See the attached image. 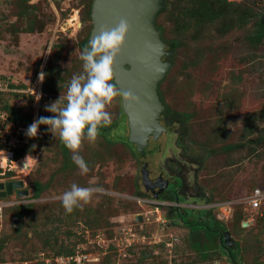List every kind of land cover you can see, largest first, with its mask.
I'll return each mask as SVG.
<instances>
[{
	"label": "rangeland",
	"instance_id": "obj_1",
	"mask_svg": "<svg viewBox=\"0 0 264 264\" xmlns=\"http://www.w3.org/2000/svg\"><path fill=\"white\" fill-rule=\"evenodd\" d=\"M91 1L0 0V85L7 86L0 101L31 113L32 122L52 115L46 106L63 97L72 75L83 71L79 44L91 30ZM198 1L163 0L154 20L163 38L176 43L159 90L171 111L187 116L184 127L212 157L200 172L201 185L214 199L235 200L264 184V46L248 43L252 22L219 33L222 21L205 19L197 12ZM226 1L233 5L231 12L237 6L255 3L256 11L264 6V0ZM30 24L33 32L25 33ZM40 71L46 73L42 82ZM119 104L117 97L106 108L112 121ZM121 130L120 124L109 136ZM29 143L33 152L24 155L32 159L29 173H9L12 181H22L27 196L7 198L18 202L13 207L31 206L21 218L7 211L0 228V264H55L56 257L77 249L90 256L86 264H232L218 246L215 254L201 259L199 248L207 234L201 225L193 235L181 225H162L161 209L136 196L139 177L120 143L84 139L79 154L89 167L85 175L69 150V169L63 168L66 157L57 132L42 125ZM34 181L47 186L33 200ZM72 183L102 193L94 192L89 202L68 213L58 197ZM228 221L227 234L238 245L236 264H264V209L247 210L239 225Z\"/></svg>",
	"mask_w": 264,
	"mask_h": 264
},
{
	"label": "flooded vegetation",
	"instance_id": "obj_2",
	"mask_svg": "<svg viewBox=\"0 0 264 264\" xmlns=\"http://www.w3.org/2000/svg\"><path fill=\"white\" fill-rule=\"evenodd\" d=\"M92 1L89 10H91ZM162 5L163 0H159V10L154 20ZM90 22L92 29L91 18ZM155 28L157 29L156 26ZM89 34L86 37L87 43ZM168 57L169 52L167 56L163 57V60L167 61ZM163 79L157 85V94L163 105V110L158 119L162 130L156 138L150 136L142 152L137 151L136 145L129 142L127 117L122 109H120L121 111L118 110L116 120H113L111 125L106 128L107 132L110 129H117L120 124L124 127V130L118 132V134H121L118 136L116 134L117 137L110 138L113 139V142H118L127 149L129 158L132 160L131 165L135 170L134 174L139 177V191L136 196L150 199L148 205H154L156 209H161L164 218V220L162 219V225H165V227L166 225H181L187 228L191 235L199 233L197 226L201 225L203 229L218 234L220 251L230 258V251L235 246L234 244L229 245L231 239L228 234H224L227 232L225 223L216 218L212 209L205 207L208 203L214 202V198L209 196L206 192L207 189L200 182V172L212 157L208 149L199 147L197 141L193 139L194 136L184 127L187 116L171 111L165 104L159 90V85ZM119 103L121 108L120 97ZM125 132L127 134L123 136L122 134ZM97 139H101V137L98 136ZM69 161L70 158L66 156L62 165L63 168L69 169ZM142 172L149 180V189H146L142 184ZM34 185L38 186L39 182L35 181ZM95 193L99 194L102 191H96Z\"/></svg>",
	"mask_w": 264,
	"mask_h": 264
},
{
	"label": "water",
	"instance_id": "obj_3",
	"mask_svg": "<svg viewBox=\"0 0 264 264\" xmlns=\"http://www.w3.org/2000/svg\"><path fill=\"white\" fill-rule=\"evenodd\" d=\"M158 10L159 0H93L90 10L92 29L88 44L101 28L111 29L121 20L129 26L124 44L115 57L113 82L121 93L131 92L137 98L134 104L124 102L122 97L120 101L127 117L129 142L135 144L139 152L144 150L151 135L156 138L162 130L158 119L163 105L157 94V85L170 65L163 60L168 55L166 44L154 26ZM142 182L149 189V180L144 172ZM22 187V181L0 183V198H6L14 192L17 197L27 196V190H22ZM136 221H141V217L137 216ZM246 225L242 223V227Z\"/></svg>",
	"mask_w": 264,
	"mask_h": 264
},
{
	"label": "clouds",
	"instance_id": "obj_4",
	"mask_svg": "<svg viewBox=\"0 0 264 264\" xmlns=\"http://www.w3.org/2000/svg\"><path fill=\"white\" fill-rule=\"evenodd\" d=\"M128 30L124 20L111 29L101 28L95 39L80 52L83 71L72 75L63 97L59 96L46 106L45 110L52 115L34 120L25 132L26 136L34 138L42 125L49 132H57L60 141L72 153L71 159L80 175L89 172L86 160L79 154L82 141L95 142L100 129L112 123L107 106L117 97H122L129 104L137 102L131 92L121 93L113 82L115 57L124 44ZM45 75L40 71L38 80L42 82ZM36 96L40 99L38 94ZM96 191L102 190L72 183L58 198L65 211L70 213L82 202H89Z\"/></svg>",
	"mask_w": 264,
	"mask_h": 264
},
{
	"label": "trees",
	"instance_id": "obj_5",
	"mask_svg": "<svg viewBox=\"0 0 264 264\" xmlns=\"http://www.w3.org/2000/svg\"><path fill=\"white\" fill-rule=\"evenodd\" d=\"M198 4L199 5L197 8V10H198L197 12L201 13L202 16L205 17V19L209 18V19H211V21H214V20L222 21V23H220L217 26L218 30L220 31L219 33H221L222 35L229 33L231 31L241 30V29L245 28L250 22H252V25H251L252 30L248 34V43L253 47H256L257 45H263L264 46V6L260 11H256L254 9L255 3L252 4V6H246L244 9H242V7H240V6H237L236 8L233 7L235 9V11L231 12L229 10V7H232L233 5L229 2H227L226 0H205V1L199 0ZM189 14H190V11H187L186 15H189ZM24 32L25 33H32L33 32V25L30 24V26L27 27ZM160 37H161L162 41L166 44V50L170 53L169 57H172L173 54L175 53L174 48L176 47V43H172L171 41L165 40L161 34V31H160ZM86 46H88L87 38H84L80 42V49L82 50ZM168 62L171 64L172 61L170 60ZM2 95L3 94L0 92V97H2ZM120 109L121 108L119 105L118 110L121 111ZM0 110L4 111L7 114L9 123L12 126H14L15 128L27 129V127L32 123V114L31 113L22 112L19 108H16L9 103H6L4 101H0ZM250 125L254 127L253 122H250ZM107 131L108 130L106 128L100 129L98 136L101 137V140L103 141L104 144L106 143L108 146H112L113 145L112 144L113 139H111L110 138L111 136H109V132L111 131V129L109 132H107ZM31 140H32V138L28 137V140L26 142H24L21 147H17L13 150L14 151V159H19V158L23 157L25 154H27L29 152H33V149L30 148L31 143H29V142H31ZM35 140L38 141L37 138ZM60 146H61V149H62L63 154L65 156L67 153V148L64 146V144L61 141H60ZM33 183H32V194L30 195V198L34 200L41 195V192L46 188L47 183L41 184L39 182L38 186H36V185L33 186ZM263 185L254 186L253 188L263 187ZM231 198L232 197H229L227 199L217 198V199H214V202L225 201V200H229ZM30 206L31 205H26V206L25 205H17L15 207L12 206V207L5 208L4 212H3V217H4L3 223L6 219V213L8 210H10V211L13 210L15 213L17 212L16 217L21 218L23 216V213L25 214L26 212H28L30 210ZM263 209H264V203L260 206V208L258 209V212L261 213V210H263ZM243 211L246 212L244 210V206H242V205H236V206L232 207V215H231V219L229 221H232L233 226L235 224L239 225V219H241V217L244 214ZM214 214L216 216V212H214ZM258 216L259 215H256L255 218H257ZM225 225H226V223H225ZM204 234H206L204 236V239H203L205 242V243L203 242L204 247H202V248H199L197 246L196 247L200 249L199 254H200L201 259L207 260V258L210 256L209 253L212 254L214 252V254H215V252L218 251L216 249H219V248H217V246L220 247V245H217L218 244V234H213L211 231H208L207 229H206ZM72 251H73V249L72 250L70 249L67 252H65V254H69ZM236 255H238V245L237 244H235V248H232L230 251V260H231L232 264L237 263L235 260Z\"/></svg>",
	"mask_w": 264,
	"mask_h": 264
},
{
	"label": "built area",
	"instance_id": "obj_6",
	"mask_svg": "<svg viewBox=\"0 0 264 264\" xmlns=\"http://www.w3.org/2000/svg\"><path fill=\"white\" fill-rule=\"evenodd\" d=\"M4 85L2 89L0 85V91H6ZM26 129L15 128L8 121V116L4 111L0 110V159L5 158L4 164L0 160V183L5 184L11 182L9 173L15 171L12 164L19 159H14V149L21 147L24 142L28 140V136L25 134ZM8 197V196H7ZM0 198V228L3 223V212L7 207H12L18 204L15 200H9L8 198ZM139 204L143 203L140 198H135ZM140 200V201H139ZM264 203V187H255L249 193L235 200H225L208 203L205 207L212 209L216 212V218L221 222H227L232 215V207L236 205L244 206L245 211L257 212L260 206ZM156 209V208H155ZM157 210V209H156ZM159 220V217H158ZM163 224V223H162ZM100 237V236H97ZM100 244V241H97ZM55 264H86L89 262L90 256L79 249L73 254L58 256L54 259ZM49 261H46L47 264Z\"/></svg>",
	"mask_w": 264,
	"mask_h": 264
},
{
	"label": "bare ground",
	"instance_id": "obj_7",
	"mask_svg": "<svg viewBox=\"0 0 264 264\" xmlns=\"http://www.w3.org/2000/svg\"><path fill=\"white\" fill-rule=\"evenodd\" d=\"M76 20V24L78 25L77 22V18ZM0 155H3L2 153H0ZM2 161V163L4 164L5 158L2 157V159H0ZM13 168L18 172L22 173V174H27L29 173L31 167H32V159L29 156H23L21 157L18 161L13 163Z\"/></svg>",
	"mask_w": 264,
	"mask_h": 264
}]
</instances>
